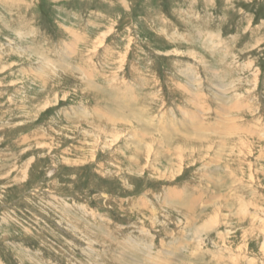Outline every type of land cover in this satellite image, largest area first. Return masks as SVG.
I'll return each mask as SVG.
<instances>
[{
    "label": "rangeland",
    "instance_id": "374dc122",
    "mask_svg": "<svg viewBox=\"0 0 264 264\" xmlns=\"http://www.w3.org/2000/svg\"><path fill=\"white\" fill-rule=\"evenodd\" d=\"M0 264H264V0H0Z\"/></svg>",
    "mask_w": 264,
    "mask_h": 264
}]
</instances>
